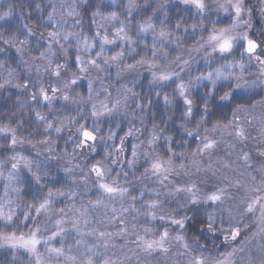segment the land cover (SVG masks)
<instances>
[{
  "label": "snow or ice",
  "instance_id": "6c2138e0",
  "mask_svg": "<svg viewBox=\"0 0 264 264\" xmlns=\"http://www.w3.org/2000/svg\"><path fill=\"white\" fill-rule=\"evenodd\" d=\"M115 2V0H114ZM251 2V0H250ZM85 5L84 8H80L77 0H72L68 4L67 10L61 5V14L73 18V27H78L81 24L79 16L80 11H90L96 8L97 5L89 4V0H83ZM181 3L185 5H192L197 9V14L200 17L208 18L205 15L206 8L209 13H213L214 9L210 5H206L205 0H181ZM39 8V5L37 6ZM136 0H127V4L124 7L123 15L125 19H129L132 16L133 9L138 8ZM48 8L50 12L45 11L47 16V27H52L54 30L48 33L47 36V48L49 52H52V43L58 45L60 50L65 49V44L71 39L76 45L74 52L73 67H76L78 72L83 74L89 72V69H93L97 72L95 80L86 78V97L77 93L75 96L63 94L62 99L65 101L71 100L77 104V111L79 112V106L85 107L90 106L91 116L94 118L99 117H112L111 127L108 128L107 137L100 135V127L97 124L96 119L93 120L91 130L86 127L84 123H80L77 128L76 135L79 137L75 141L76 148L81 150L89 149L90 152L95 153L98 147V137L100 144L103 145V155L95 163H91L89 173L84 174L85 181L88 180L89 174H94V186L98 190L96 195L97 199L95 203L91 200L87 205L81 203V208L76 209L75 203L71 205V208L75 209L77 216L71 219V229L61 227L66 221L63 216H67L64 208L61 207L59 212L62 214L61 219L56 220V230L52 231L51 235L47 239H40L38 233L40 232V223L37 219L41 216V213L47 214L52 211L50 205L55 195L64 196V192H58L54 194L47 188L42 187L39 191L47 193L46 196L42 197V202L37 204H29L27 206H21L19 203L12 199V194L15 193L19 198V188L16 186L20 180V162H23V167L32 174L35 183L41 184V177L37 171L34 170V161L27 159L23 155L16 154L13 152L11 160L13 163L6 165L4 162H0V169L6 166L10 167L11 171L5 173L0 171V179H4L6 183L3 185V196L0 197V247H10L13 249H23L27 253L35 257L36 264H142V257L145 256H164L170 252L169 232L167 228H164L158 234H153L152 229L149 227L143 228V235L140 234L139 227L135 221L137 217L143 215L145 222L153 220L165 221L168 220L170 223L178 225L180 229L185 227V220L190 219L184 216L183 219H177L172 216H166L159 214L163 212L164 205L157 199L153 198L152 195L145 197L147 191L145 186H141L137 191L138 195H131V189L128 187H122L117 178H123L125 182L128 181L129 173L135 175L139 169L135 167L137 164H141L144 172L143 176L149 178H155L154 182L160 185L162 188H169L171 191L168 193L173 198H178L176 194L184 193V199L186 204L198 205L204 204L208 207L214 208V212L205 211L203 227L199 229L201 236L205 241L211 243L210 238L219 239L221 244L225 248L230 250L225 251V248H220L215 251V259L206 260L201 258H193L188 264H264V243L260 244L256 251H249L246 256L240 257L239 261L236 259L238 253L245 251V247L249 242V236L245 235L243 240L237 244H229V241H237L238 237H241V227L239 222L234 223L236 217L233 213L237 210L236 208L229 205V201L235 202L237 200V194L229 191L231 188L237 190L244 189V194L239 197L240 201L243 202L242 214L247 215L250 220L249 227H253L254 231L251 235L261 236L264 239V150H261L257 154V162L260 164L259 172L260 176H251V185L241 184L238 180H228L225 186H213L209 189V192L201 196L199 193L201 189L196 183H187L184 185H176L170 179L171 176L177 174V169L174 166V161H180V170L185 173L183 161L187 159L183 153L179 156L173 151L174 142L171 136L163 134V129L160 125L155 122V118L150 117L149 123L151 128L148 129L145 126V122L142 119L144 115L145 104L148 107L152 106L151 99L145 98L144 104L139 103L138 93L134 92L132 88H124V92L118 95L114 100L109 101V97L112 96L109 88L104 86V80L106 77L99 75L100 73L112 72L115 70L117 79H119L123 72L133 71L137 69V66H147L150 75V83L160 87H170L174 89L173 95L179 98L182 102L183 107L179 108V117L172 119V123L179 124L181 131L185 132L188 136L195 134L187 127L188 124L195 125L197 130H207V124L211 123L213 130L227 129L233 127V121H228L227 124L221 125L219 121L212 123L214 107H219L223 103H231L235 100V93L246 90V82L243 81L244 64H239V75H234L237 67L234 63H224L230 59L234 48V42L237 41L238 37L233 34V29L237 26V23L242 14L246 11L243 0H216V8L222 10L225 16L229 15V11L233 13L229 17V23L232 25L230 28L217 29L212 27L210 30L206 29L203 21H199V32H197V25L185 26L179 22L172 23L167 20V12H162V18H160V27L153 22L150 16L147 20L142 23H138L137 35L139 42L133 40L132 37L125 30L124 22L120 20L116 11L110 12L107 16H101L96 11L93 12L92 22L95 24L96 16H100L102 20L114 22L112 28L114 31L111 34V38L107 29L101 33L99 27L93 29L92 37H88L81 32L64 31L61 29L67 25L68 21L63 19H57L56 12L57 6L55 4H49ZM79 9V11H78ZM251 9L247 10V14L251 16ZM261 12L264 13V7L261 8ZM9 13H5L7 16ZM3 17H0L2 19ZM212 23V21H209ZM247 23V21H245ZM170 25V27H166ZM28 36L36 35L30 29L25 26ZM198 34L201 37L202 42L199 43L198 48L189 49V52H199L201 49H210L205 53V63L207 67L200 72L199 75L193 80L189 78L184 80L181 73L185 70L186 66L191 64L190 59H184L177 55L176 60L172 63L176 64L179 69H171L169 71L157 72L154 69L159 66V61L163 60L166 64L168 52L164 49L171 47L173 52H179L180 46L183 43L181 36H187L189 33ZM149 33H152V39L150 41V52L151 59H146L142 54L144 49H149V43L145 42L146 37ZM206 33V38H205ZM42 35V34H41ZM239 39L246 41V51L249 54L255 53L259 45L249 39L246 34H242ZM7 43V41H5ZM23 43V41H21ZM125 45L128 46V56L132 62L125 60ZM106 46H113L112 48H106ZM137 47L141 48V52H137ZM19 51V50H17ZM114 54L109 55V52ZM86 53L87 58H83L81 53ZM213 54H219L216 66L213 62L207 59V57ZM37 55L40 58L44 57L43 53H40L37 49ZM54 55V53H53ZM136 57H139L138 59ZM257 60H260L264 64V60H261L259 56H256ZM51 63V62H50ZM5 65L0 64V69L4 68ZM63 65L57 64L54 74L59 77V69ZM11 75V73H9ZM261 75H264V69L261 71ZM78 77L75 73L69 77L64 83L65 88H70L71 85L77 84ZM97 84V89H93V84ZM227 82L226 89L225 85L221 84L218 87V82ZM206 82V83H205ZM10 83V81H5ZM201 84H204V92L199 96L198 104L194 103V99L190 97V90ZM19 87V85H16ZM25 88L27 84L23 85ZM255 86L254 82L248 87ZM4 84H0V88H3ZM53 96L58 91L57 88L51 89ZM156 97H161L162 92H156ZM40 96L46 102L51 101L53 97H50L48 93L41 88ZM103 96L104 99L96 103L97 97ZM165 107H171L172 101L169 96L164 94L162 96ZM32 99H36V95L33 94ZM133 102L134 108L140 111L136 113V117L140 118V128L135 126H129L126 130H123V135H118V131H121L120 123L117 122L116 117L127 116L129 112V101ZM109 101V102H106ZM111 103V106L109 104ZM249 107H254L249 105ZM195 109V111H194ZM243 103L236 106L233 116L237 113L245 112ZM36 118L40 121L45 122V131L49 136L54 131L56 134H60L64 130V123L61 121L58 126L53 128V124L48 122L47 118L41 116L38 112L35 113ZM199 117V120H197ZM55 119V117L53 118ZM81 119H84L81 116ZM264 120V116L261 117ZM77 122L73 119L68 120L69 125H74ZM250 123V121H249ZM236 136L241 140H247L248 137L245 135L243 128H234ZM264 134V128L261 129ZM0 135L8 137L10 147L14 149L16 145L23 144V140H17L15 129L8 127L0 128ZM143 136V139L141 137ZM69 139H72L70 136ZM128 140L126 145L125 141ZM163 140L164 155L167 159L162 158L157 154V142ZM204 143L198 146L196 153H203L207 150L214 149L217 141L208 140L204 137ZM30 142V141H29ZM146 145V147H144ZM182 146V145H181ZM51 150V145H49ZM75 154V149H73ZM130 157V158H129ZM251 153H244L242 159L245 162L247 168L251 169L252 164L250 162ZM143 162V163H141ZM195 163V160H192ZM109 165L111 167H109ZM38 168L39 165L37 164ZM79 167V164L76 165ZM224 168H230L231 164L228 162L223 163ZM211 163L208 165V169H211ZM127 169V171L125 170ZM200 169L197 168L198 172ZM71 171V169H66ZM83 172V169H81ZM213 175L216 173L213 171ZM47 173H45V176ZM168 183H165V182ZM256 185V186H252ZM26 194V193H25ZM68 198L74 200V194L69 192ZM156 197L161 195L160 191L154 190ZM128 197L132 203L125 206L123 200ZM150 201L145 203V200ZM107 200L108 203L104 201ZM139 203L140 207L137 208L136 204ZM117 204L119 206H117ZM102 208L103 212L100 216L96 215V210ZM129 214L132 219L129 220ZM23 224L25 227L28 224H32L35 228L34 231L29 230L27 234L21 233L17 235V229ZM72 231L75 233L74 245L68 246L63 243V233ZM219 234V235H217ZM61 237V243L59 247L49 246L51 241ZM85 237H92L94 241H101V244H93V247H89ZM177 241H184L182 235H176L172 237ZM120 240L123 243L117 245L111 243V241ZM198 243V241H197ZM44 246V253L38 251V246ZM83 245V250L79 251V254H73L72 248L76 247L80 249ZM103 246L105 249L117 248L121 250V254L116 259L103 258V254L95 251L96 248ZM185 250L188 249L187 242L181 244ZM215 248V245H213ZM198 251L201 249H197ZM183 254V253H181ZM43 257H46L43 258Z\"/></svg>",
  "mask_w": 264,
  "mask_h": 264
},
{
  "label": "rangeland",
  "instance_id": "374dc122",
  "mask_svg": "<svg viewBox=\"0 0 264 264\" xmlns=\"http://www.w3.org/2000/svg\"><path fill=\"white\" fill-rule=\"evenodd\" d=\"M9 0H0V17H3L0 19V64L5 65L4 68L0 69V84H4L3 88L1 89H11L15 90L17 92H24L27 95H29V99L31 103H36L35 107H37V103L40 104L39 110H37L35 113H39L41 116H44L47 118L48 122H51L53 124V128L59 125V123L62 121L65 125L64 130L60 134H56L54 131L49 136V134L45 131V122L40 121L36 118V115L34 114V131L33 134L26 135L24 139H21L17 131L15 130V134L17 137V140H23V144H17L14 149L10 147V143L6 142L8 141V137H5L3 135H0V162H4L6 165H10L13 163L11 160V156L13 155V152L19 155H23L27 159L33 160V168H36V165L38 164L39 167L42 165H51L57 170L61 171L63 174H65L66 179L69 181V185L67 189L65 190V195H55L54 199L52 200V203L50 205L52 211L48 212L44 216H41L42 222L40 223V232L38 233V236L40 239L44 240L47 239L48 236L51 235L52 231L56 230V220L62 218V214L59 212V209L61 207L64 208L65 213H67V216H63V219L66 221L64 224L61 225V227L66 229H71V219L78 215L76 213L75 209L71 208V205L75 203L76 209L81 208V203L87 205L88 202L91 200L93 203H95V200L97 199V189L94 186V174H89L88 180L85 181L84 174L89 173V168L91 167V163H95L97 160L100 159V157L103 155V145L100 144L99 137H98V147L95 151V153H92L89 151V149H79L76 148L75 141L79 139V137L76 135L77 128L79 127V124L77 120H79L78 115L81 117L83 116L84 119H82L81 123H84L85 126L89 124V126L92 124L93 120L96 119L98 126L100 127V135L107 137L108 134V128L110 127L112 117H99L94 118L91 116L90 113V106L85 107L83 105L79 106V112L77 111L78 105L73 103L71 100L65 101L62 99L63 94H68L70 96H75L77 93L80 95H83L86 97L85 87H86V78H91L95 80L97 76V72L93 69H89V72L87 73H79L76 67H73V58H74V52L76 50V45L73 43V41L70 39L68 43L65 44V49L60 50L58 45H56L54 42L52 43V52L48 51V48H46V51H43L40 48V44L36 42H32L30 45L34 49L32 50V53L27 48V44L31 41V36L25 37L23 43H21L20 37L17 35H10L6 36V25L13 24L18 25V28H20V25H22L23 22H17L21 21V15H14L10 8L5 10L3 7L4 5L8 4ZM33 1L37 6L39 5V8L42 9L41 4H45V7L50 12L51 9L48 8L49 4H55L57 6V12L56 16L57 19H63L67 20L68 23L65 25L63 29H61V32L64 31H71V32H81L82 34L86 35L88 37H92L93 35V29L99 27V30L103 34L105 29L109 32L110 38L111 34L114 31L112 28V24L114 22L102 20L100 16H96V23L94 24L92 22V25L88 29H84V26L82 24V18H81V11L77 19H80L81 24L78 27H73V18L68 16H63L61 14V5L64 6V9L67 10V6L69 3L72 2V0H31ZM157 3V12H155L154 16H160L162 13L161 11L166 8L167 5L171 4H177L184 8H191L194 9L197 12V9L192 5H185L181 3V0H155ZM44 2V3H43ZM79 3L80 8L83 7V0H77ZM107 4H110L112 7V11H116L117 15L119 16L120 20L124 22L125 30L128 32V34L132 37L133 40H135V36L133 34V30L131 31V26H135V21H133V18L135 16L136 12H140L138 10L133 9L132 16L129 19H125L123 12L124 7L127 4V0H105ZM253 4L256 6L258 13L255 15L251 6L247 5L246 0H243L244 7L246 11L242 14L241 19L236 22L237 26L233 29V34L238 37L237 41L234 42V48L232 52V58L230 61H224V63H234L237 65L234 75H239V64H244V72H243V81L246 82V90L242 92H237L238 94L242 95H249V94H260L261 100L254 103V107H245L247 111L237 113L236 116H232L230 121H233V127H229L227 129H218L213 130L212 127H207V130L200 129L199 131L195 127L192 130V132L196 136V142L194 145V148L190 154H186L185 156L187 159L183 161L185 169L187 172L180 170V162L175 163L174 166L177 169V174H174L170 177V179L173 181L176 185H184L187 183H196L199 188L201 189L200 195L204 196L209 192V189L213 186H219L223 187L227 183L228 180L236 181L238 180L241 184L251 185V176H260L261 173L259 172L260 164L257 162V154L259 151L264 150V134H262L261 129L264 128V120L261 119L262 116H264V75H261L262 69H264V64L260 62V60L256 59V56H259L261 60H264V13L261 12V8L264 7V0H251ZM206 5H210L212 9H214L213 13H209L208 9L205 10V15L208 17V19L213 20L214 23L218 21H224L226 20L225 24L220 28H230L232 25L229 23V17L233 15L231 10L229 11V15L225 16L222 10H219L216 8V0H205ZM38 8V9H39ZM120 9V10H119ZM251 9V16L247 14V10ZM79 11V9H78ZM5 13H9L7 16H4ZM101 16H107L100 13ZM12 17H17L13 23L11 22L13 20ZM247 21V23H245ZM26 25L21 26V29L26 31L25 28ZM159 25H157V28L159 29ZM5 29V30H4ZM28 29V28H27ZM31 29V28H30ZM53 31V30H52ZM242 34H246L247 37L253 41H255L259 47L256 49L255 53L249 54L246 51V41L239 39ZM134 37H133V36ZM47 36H45L46 45L48 43ZM149 42L152 39V33H149L147 36ZM206 38V37H205ZM7 41V43H5ZM202 42V40L200 41ZM198 42L195 46L191 48H180L179 52H173L171 50V47L164 49L168 52L167 61L166 64L163 60L159 61V66L155 68L154 70L157 72L161 71H169L171 69H176L179 71V69L176 67L175 63H172L176 60L177 55L181 56L184 59H190L191 64L189 66L185 67V70L181 73V76L184 80H187L189 78H192L193 80L197 75L200 74L201 71H203L207 65L205 63V53L207 51H210V49H201L199 52H189V49L192 48H198L199 43ZM3 43L7 47H11L13 51H10L8 53V50L4 48V46L1 44ZM44 45V41L42 42ZM113 46H106V48H112ZM125 60L129 62L128 60V46L125 45ZM150 48V46H149ZM37 49L40 53L44 54L43 58H40V56L37 55ZM19 50V51H17ZM29 51V52H28ZM150 51V50H148ZM173 52V54H171ZM7 53V54H5ZM54 53V55H53ZM114 54L111 51L109 52V55ZM81 56L83 58H87L86 53H81ZM12 57V63L11 61H8V58ZM137 58V57H136ZM219 58V54H213L210 57H207L208 60L216 64V66H219L217 63V60ZM151 59V57H149ZM51 62V63H50ZM14 64V65H13ZM57 64L63 65L59 69L60 76L57 77L54 74V71L56 70ZM11 73V75H9ZM75 73L80 79H78L77 84L71 85L70 88H65L64 83L66 80L72 76V74ZM99 75L106 77L104 80V86L109 88V90L112 93V96L109 97V101L114 100L118 95L122 94L124 92V88H130V84L134 81H138L143 76H147L151 80L150 72L147 68V66H137L136 70H133L131 72L125 71L122 73L121 77L117 79L115 70L113 69L112 72H105L100 73ZM5 81H10V83H5ZM254 82L255 86L248 87V85H252ZM206 83V82H205ZM227 82H218V87L221 86V84L226 86ZM27 84L28 86L25 88L23 85ZM97 84H93V89H97ZM16 85H19L17 87ZM55 87L58 89V91L55 93V96H53V93L51 89ZM43 88L50 97H53L51 101H44L42 97L40 96V89ZM204 84H201L195 88H192L190 90V97L192 98V93L198 92L203 90ZM33 94L36 95V99L33 100L32 96ZM104 97L100 96L97 97L96 103H99L100 100H103ZM106 101V102H109ZM111 106V103L109 104ZM87 111V114L84 116V112ZM78 114V115H75ZM55 117V119H53ZM73 119L77 123L74 125H69L68 120ZM117 122L120 123L121 126H125V129L129 126H135V128H140V119L134 116L133 114L128 112L127 116H119L116 117ZM81 121V119L79 120ZM250 121V123H249ZM243 128L245 135L248 137L247 140L241 141L235 134L234 128ZM3 128V127H1ZM91 130V127H90ZM39 131V132H38ZM104 131V132H102ZM38 132V134H36ZM119 132V131H118ZM72 137V139H69V137ZM193 138V136H190ZM204 137H207L208 140H215L217 141V144L214 149L207 150L203 153H196L195 156H193V153L196 152V149L198 146H201L205 141ZM143 139V136L141 137ZM30 141V142H29ZM63 143L62 148H57L58 143ZM127 143V142H125ZM49 145H51V150L49 149ZM127 145V144H126ZM70 146V147H69ZM2 147H5L2 149ZM69 147V148H68ZM146 147V145H144ZM73 149H75V154H73ZM100 152V154L97 156V154ZM251 153L250 162L252 164V168L249 169L246 167L244 160L242 159V156L244 153ZM158 154V153H157ZM159 155V154H158ZM97 156V159L95 161H92V157ZM130 158V157H129ZM195 160V163H192V160ZM91 160V163L89 162ZM228 162L231 164L230 168H224L223 163ZM143 163V162H141ZM211 163L212 168L208 169V165ZM79 164V167H76V165ZM20 180L17 183V187L19 188V196H20V183L21 180L24 178V176L29 175L30 173L23 167V162H20ZM141 166V164L135 165V167L138 169ZM109 167H111L109 165ZM199 168L200 170L197 172L196 169ZM66 169H71V171H66ZM81 169H83V172H81ZM127 171V169H125ZM0 171H3L5 173V176L7 175L8 171H11L10 167L6 166L3 169H0ZM213 171L216 173V175H213ZM131 174V173H130ZM155 178H149L145 177L142 181V183H138L137 185L134 184H120L122 187H128L131 189V195H135V190L137 191L141 186H145L147 189L148 196L152 195L153 198L159 200L163 205V212L158 213L164 214L166 216H172L177 219H183L184 216L189 217V212L191 211H201V217H204L205 211L207 212H214L215 209L208 207L204 204H198V205H192V204H186V201L184 199L185 194L184 193H178L176 194L178 198L171 197L168 193L171 191V186L167 189L162 188L160 185L156 184L154 182ZM6 183L4 179H0V197L3 196V185ZM165 183H168L167 181ZM256 186V185H252ZM155 191H160L161 195L156 197L154 195ZM230 192L237 194V200L235 202L229 201V205L236 208L237 210L233 213V215L236 217V220L234 223L239 222V225L241 227V237L237 238V241H229V244H237L243 240L245 235L249 236V242L247 243L245 247V251L242 253H238L236 259L239 261L240 257L246 256L248 252L256 251L258 246L262 243H264V239H262L261 236H252L251 233L254 231L253 227H249L250 220L247 215L242 214L243 209V202L240 201L239 197L244 194V189L237 190L236 188L229 189ZM71 192L74 194L75 199L71 200L68 198V193ZM138 192V191H137ZM12 199L18 203L17 195L15 193L12 194ZM105 203H108L107 200L104 201ZM125 206L127 207L128 204L132 203V201L125 197L123 200ZM150 201L147 200L146 203H149ZM117 206H119L117 204ZM103 212L102 208H98L96 210V215L100 216ZM132 217L129 214V220H131ZM139 227L140 234L143 235V228L149 227L152 229L153 234H158L160 231H162L164 228H167L169 232V242L168 246L170 247V252L164 256H145L142 257V264H188L190 260L193 258H205L206 260H213L215 259V251L220 248H225L223 244H221L219 239L210 238L211 243L204 240V242H198L193 241V239H190L186 236L185 228L187 226L188 220H185V227L183 229H180L178 225L170 223V221H160V220H153L150 222H145V217H137L135 221ZM64 237L63 243H65L68 246L74 245V236L75 233L72 231H68L62 234ZM176 235H182L184 237V241H177L175 239H172V237ZM219 235V234H217ZM89 247H93V244H101V241H94L92 237H85L84 238ZM61 243V237H56L53 241H51V244L49 246L52 247H59L55 245V243ZM183 242H187L188 249L185 250L183 247H181V244ZM207 242V246H205V243ZM2 243V241H0ZM111 243H116L117 245L123 243L120 240L111 241ZM215 245V248L213 247ZM201 249V250H197ZM0 250H4L7 252H13V255L21 252L25 255L29 256L30 260L32 261V264H36L35 257H33L31 254L27 253L23 249H13L7 246L0 247ZM44 246L40 245L38 246V251L40 253H44ZM83 250V245L80 246V249H77L76 247L72 248L73 254H79V251ZM230 250L229 248H225V251ZM95 251L102 253L103 258H111L116 259L117 256L121 254V250L119 247L112 248L111 246L107 249H105L103 246H100L95 249ZM183 253V254H181ZM16 256V255H15ZM46 259V257H43Z\"/></svg>",
  "mask_w": 264,
  "mask_h": 264
},
{
  "label": "trees",
  "instance_id": "16d2710c",
  "mask_svg": "<svg viewBox=\"0 0 264 264\" xmlns=\"http://www.w3.org/2000/svg\"><path fill=\"white\" fill-rule=\"evenodd\" d=\"M44 3V2H43ZM137 5L139 6L136 8V10L140 12H136L135 16L133 18V21H135V26H131V31L133 30V34L135 36V40L139 42V37L137 35V27L136 25L138 23H142L144 20H147L150 16L152 17L153 22L156 25L160 26V18H162V14L160 16L155 17L154 14L157 12V3L155 0H136ZM247 5H250L251 8L256 15L258 13V10L256 6L253 4V2H250V0H246ZM89 4H95L97 5L96 8L91 9L90 11H81V18H82V24L84 26V29H88L92 25V16L93 12L98 11L99 13H104L105 15L110 14L112 12V7L110 4H107L105 0H89ZM42 9L37 7V5L31 1V0H9L8 4L4 5V9L7 10L10 8L11 12L16 16L18 14L21 15V21L14 22H23L22 25H20V28H18V25L13 24H7L5 28H7L6 36L10 35H17L20 37L21 41H24L25 37L27 36V31L23 29L24 25L27 26L28 29H30L33 33L36 35L31 36L30 43L27 44V48L32 53V50L34 49L30 45H32V42H36L37 44H40V48L43 51H46L47 45L45 36L54 30L52 27H47V16L45 15V11H48L45 7V4H41ZM85 5L83 3L84 8ZM120 10V9H119ZM167 12V20L171 21L172 23H176L179 19V22L182 23V25L185 26H191V25H197V32H199V21L202 20L203 24L206 29L210 30L212 27L219 28L222 27L226 20L224 21H218L216 23L213 22V20L200 17L198 16L197 12L194 9L191 8H184L177 4H171L167 5L166 8H164L162 12ZM49 12V11H48ZM103 14V15H104ZM13 21L17 17H12ZM96 19V17H95ZM212 21L210 23L209 21ZM21 26L22 29H21ZM166 27H170V25H167ZM42 34V35H41ZM133 36V35H132ZM133 36V37H134ZM206 37V33H205ZM181 40L183 43L181 44L180 48H191L195 46L198 42L201 41V37L198 34L189 33L187 36H181ZM44 41V45L43 42ZM145 42L149 43L148 38L146 37ZM4 48L8 50V53L10 51H13L11 47L5 46L3 43H1ZM149 49H144L143 55L146 59H149L150 55L148 51ZM137 52H141V48L137 47ZM29 52V51H28ZM7 54V53H5ZM173 54V52L171 53ZM234 56V55H233ZM231 55L230 59L227 61H230L233 57ZM139 57H137L138 59ZM129 63L132 62L131 58L128 57ZM8 61H11L12 63V57L8 58ZM14 65V64H13ZM150 79L147 76H143L138 81H134L130 84V88L133 89L134 92L138 93L139 97V103L144 104L145 98L151 99L152 106L148 107L145 104L144 107V115L142 116V119L145 122L146 128L150 129L151 124L149 123L150 117L155 118V122L161 126L163 129V134H166L168 136H171L173 138L174 142V148L173 151L179 156L181 153L184 154H190L194 148L196 139L191 138L188 136L185 132L181 131L179 124H173L172 119H176L179 117V111L178 109L183 107L182 102L173 95L174 89L170 87H160L157 85H153L150 83ZM220 87V86H219ZM204 88L201 91L193 92L192 98L194 99V103L198 104L199 102V96L203 94ZM225 90L226 86H225ZM156 92H162V96L164 94L168 95L170 100L172 101V106L165 107L163 103V98L156 97ZM235 100L231 103H223L220 104L219 107H214L212 109L213 112V120L212 123H216L217 121L220 122L221 125L227 124L228 121L231 120L233 113L235 111V108L238 104L243 103L245 107H249V105H254L257 101L261 100L260 94H249V95H242L235 93ZM36 103H31L29 99V95L22 92H17L15 90L11 89H1L0 90V128L1 127H8L11 129H15L17 131L18 136L21 139H24L26 135L33 134L34 131V114L38 108H40V104L37 103V107H35ZM134 105L133 102L129 101V111L131 114L136 116L135 114L138 113L140 110L135 109L133 111ZM195 111V109H194ZM84 116L87 114V111H85ZM78 115V114H75ZM168 117H171L172 119H167ZM79 120L81 117L78 115ZM140 119V118H139ZM77 120L78 123L82 122ZM197 120H199V117H197ZM92 125V124H91ZM89 124L87 127H90ZM111 127V124H110ZM187 127L192 131L196 126L192 124H188ZM194 127V128H191ZM207 127H212V124H207ZM121 131L118 132V135H123V130L125 129V126H121ZM39 132V131H38ZM38 132L36 134H38ZM104 132V131H102ZM128 143V140L126 141ZM126 143V144H127ZM63 143L59 142L57 145V148L61 149ZM164 141L160 140L157 142V153L164 159H167V157L164 155V149H163ZM182 145V146H181ZM70 147V146H69ZM68 147V148H69ZM5 147H2L4 149ZM186 153V154H185ZM100 154V152L97 154V156ZM97 156L92 157V161H95L97 159ZM90 160V161H91ZM175 163H179V160L174 161ZM139 171L135 173V175H132V173H129L128 181L125 182L123 178H117L118 183L120 184H134L137 185L138 183H142L144 176L142 173L144 172L143 167L138 168ZM38 172V174L41 177V184H36L35 180L30 173L29 175L24 176V178L21 180L20 185V196L18 199V203L21 206H27L29 204H39L42 202V197L46 196L47 193L44 191H39L42 187L47 188L48 190L52 191L54 194L58 192H65L69 185L68 179H66L65 174H63L61 171L57 170L53 166L49 165H42L40 167H36L34 169ZM45 173L47 175L45 176ZM140 183V184H141ZM26 193V194H25ZM135 195H138V192L135 190ZM148 196L147 191L145 192V197ZM147 202V199L145 200V203ZM136 207L139 208V203L136 204ZM44 213H41V216H44ZM38 217L37 219L39 222H42V218ZM201 211H190L189 212V218L187 222V226L185 228L186 236L190 239H193V241L198 242H204V238L201 236V233L199 231L200 228H202L204 217H201ZM140 217H143L141 215ZM0 230H7V229H0ZM29 230L34 231L35 228L32 224H28L26 227L21 224L19 228L17 229V235H20L21 233L27 234ZM60 243L56 242L55 245L58 246ZM205 246H207V242L205 243ZM16 255V256H15ZM13 255V252H7L4 250H0V264H32V261L30 260L29 256L25 255L24 253H17Z\"/></svg>",
  "mask_w": 264,
  "mask_h": 264
}]
</instances>
